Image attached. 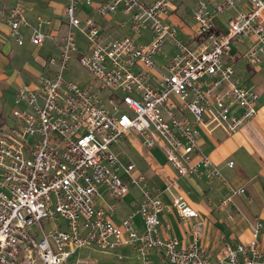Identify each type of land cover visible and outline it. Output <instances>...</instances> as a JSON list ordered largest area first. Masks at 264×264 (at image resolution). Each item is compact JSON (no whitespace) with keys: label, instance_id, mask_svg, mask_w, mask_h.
<instances>
[{"label":"built area","instance_id":"obj_1","mask_svg":"<svg viewBox=\"0 0 264 264\" xmlns=\"http://www.w3.org/2000/svg\"><path fill=\"white\" fill-rule=\"evenodd\" d=\"M248 1L249 8L230 16L223 32L213 16L233 7L235 0H221L214 9L209 0H201L193 17L203 41L192 46L164 20L172 0H104L96 5L95 0H67V30L56 45L57 55L48 57L52 72L39 75L35 86L23 83L16 89L11 123L0 125V264H64L71 253L89 244L100 249L130 245L143 262L148 251L157 248L169 264H208L207 249L195 242L183 246L159 234L164 205L148 188H141L136 204L142 231L133 227L130 217L115 223L94 199L99 184L114 198L128 191L119 168L131 183L143 180L142 174L134 175L135 163H122L112 148L128 132L138 134L146 149L162 147L178 175L199 174L200 167L221 175L198 143V126L229 133L257 112V89L239 81L227 61L231 42L245 35L254 37L242 54L245 61L257 68L264 60V0ZM81 4L93 6L101 16L120 7L133 35L101 41L93 19L77 16ZM3 22L21 44L22 26L27 24L24 4L8 7ZM143 30L150 38L137 43ZM80 34L86 45H78ZM45 36L39 26L29 38L41 44ZM167 42L172 53L156 70L154 57L164 52ZM73 59L89 79L64 78ZM173 206L183 219L198 214L181 196L173 199ZM42 220L48 221L47 229ZM202 224L195 226V238ZM260 229L257 221L249 241L225 242L217 264H264Z\"/></svg>","mask_w":264,"mask_h":264},{"label":"crops","instance_id":"obj_2","mask_svg":"<svg viewBox=\"0 0 264 264\" xmlns=\"http://www.w3.org/2000/svg\"><path fill=\"white\" fill-rule=\"evenodd\" d=\"M99 1L104 0H95L94 5ZM200 1L172 0L164 14V20L176 26L178 35L192 46L203 41V37L197 35V23L193 17V10ZM209 1V7L214 9V5L221 0ZM17 2L24 4L27 18V24L22 26L21 44L11 37L3 22L5 10ZM66 4L67 0H0V96L10 93V105L13 106L14 93L21 84L35 86L39 75L52 72L48 57L57 55L56 45L66 33ZM248 8V0H235L233 7L214 14V25L225 32L228 18ZM76 14L82 20L87 17L93 19L99 28L101 41L133 35L128 15L120 7L114 14L101 16L93 6L81 4ZM39 26L46 36L41 44H33L29 36L32 29ZM149 38V31L143 30L135 41L146 43ZM253 38L252 35H245L233 40L227 61L233 64L239 81L257 89L259 99L255 116L245 120L234 133H226L220 128L208 131L198 126V143L212 163L219 167L221 175H210L205 167H200L199 174L178 175L175 167L167 161L162 147L146 149L138 134L125 133L121 142L112 147L113 151L122 163L134 162V175L142 174L143 180L139 185L131 183L125 171L119 168L117 173L127 184L128 191L114 198L104 184H99L94 199L95 206L106 209L115 223L121 224L123 219L130 217L137 231L144 229L136 204L141 198V188L145 187L158 195L164 205L159 213V234L174 237L183 246L195 242L207 249L208 264H217L219 251L225 242L249 241L257 221L261 222L258 238L264 248V60L257 68H252L242 57ZM78 45H86L82 34L79 35ZM171 45L170 42L165 43L164 52L157 54L159 59L155 55L156 70L169 59ZM238 111L236 109L235 112ZM196 160L197 157H194ZM228 160H233L232 166L227 165ZM238 187L243 189L239 193L231 190ZM177 196L185 198L198 214L181 218L173 206V199ZM223 200H226L225 204H222ZM199 221L203 223L202 231L195 238L193 232ZM79 249L71 253L64 264H71L77 259H81L79 264H169L157 248L148 251L146 262L130 245L100 249L89 244ZM82 249L84 252H81Z\"/></svg>","mask_w":264,"mask_h":264},{"label":"rangeland","instance_id":"obj_3","mask_svg":"<svg viewBox=\"0 0 264 264\" xmlns=\"http://www.w3.org/2000/svg\"><path fill=\"white\" fill-rule=\"evenodd\" d=\"M156 58L159 59L160 56L157 55ZM70 68H71L70 70L64 72L65 79H75V80L78 79L80 82L82 79H89V76L86 74L85 70L81 68L74 59L71 61ZM9 94L5 93L4 95L0 96V125H4L6 122L11 123V116L9 115V113L11 111L12 105H10L11 101L9 99L10 98ZM240 128L241 126L237 130H239ZM235 131L229 133H234ZM41 222L45 229H47L50 226L48 224V221L42 220ZM81 252H84V249H82Z\"/></svg>","mask_w":264,"mask_h":264}]
</instances>
